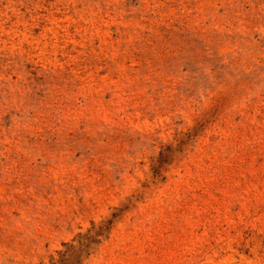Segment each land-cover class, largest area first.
<instances>
[{"label": "rangeland", "instance_id": "374dc122", "mask_svg": "<svg viewBox=\"0 0 264 264\" xmlns=\"http://www.w3.org/2000/svg\"><path fill=\"white\" fill-rule=\"evenodd\" d=\"M0 264H264V0H0Z\"/></svg>", "mask_w": 264, "mask_h": 264}]
</instances>
